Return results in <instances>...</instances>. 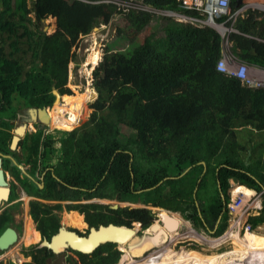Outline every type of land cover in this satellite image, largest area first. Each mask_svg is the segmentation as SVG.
Returning a JSON list of instances; mask_svg holds the SVG:
<instances>
[{
    "label": "trees",
    "instance_id": "trees-1",
    "mask_svg": "<svg viewBox=\"0 0 264 264\" xmlns=\"http://www.w3.org/2000/svg\"><path fill=\"white\" fill-rule=\"evenodd\" d=\"M139 1L159 11L200 16L180 8L176 0ZM236 4L230 0L232 12L241 7ZM114 14H121L123 22L115 26V35L92 73L99 94L92 104V125L70 132L54 130L59 138L42 133L47 128L33 136L30 149L23 146L24 164L31 165L29 178L17 167L21 161H15L16 152L8 148L17 111L48 105L50 128H75L69 125L79 117L76 106L82 104L81 98L64 91L52 105V84L60 93L77 38L110 23ZM49 16L56 21L51 35L40 29ZM231 27L235 30L227 35L231 54L242 63L264 68V12L245 11ZM220 56L221 37L214 29L144 10L123 11L100 0H31L30 6L27 0H0V153L12 157L4 170L11 167L19 189L28 196L56 202L100 198L150 204L178 212L197 230L209 228L221 234L227 226L223 201L228 200L230 180L256 192L264 189V141H249V148L237 141L238 128L264 132V89L248 88L218 72ZM63 111L69 112V119ZM121 126L130 130L127 136ZM256 147L260 150L252 157ZM207 183L212 191L204 204L198 195ZM64 208L80 213L94 228L129 227L132 222L147 228L153 220L151 211L142 208L113 210L92 204ZM54 210L61 212L63 206L37 199L30 203L29 216L43 241L59 232L60 218ZM76 212L71 214L73 225L81 227ZM247 222L251 228L264 223V192L260 211ZM106 243L91 259L77 254L84 263L107 264L103 252L111 244ZM28 256H32L28 264H44L53 253L41 247Z\"/></svg>",
    "mask_w": 264,
    "mask_h": 264
},
{
    "label": "rangeland",
    "instance_id": "rangeland-1",
    "mask_svg": "<svg viewBox=\"0 0 264 264\" xmlns=\"http://www.w3.org/2000/svg\"><path fill=\"white\" fill-rule=\"evenodd\" d=\"M100 1L106 2V3L111 2V3L115 4L118 8L122 9L123 11H125L129 7H132V8H136L139 10H144V11L150 12L152 15L161 17L163 19L170 18V19H173L175 21H179V22H183V23H189V24H191L195 27H198V28H204V27L212 28L221 37V53L224 52L225 55H228L227 58L231 57L236 62H241L234 55H232L230 52L229 44L227 41V35L228 34L226 33L224 36H222L223 33L219 30H216L215 27H213L210 24L209 25H203L199 22H197V23L194 21L189 22L186 18L182 17L178 13H173L170 11H168V12L159 11V10H156V9L151 8L149 6H145V5L140 4V1L138 2V0H100ZM256 2L258 3V5H256L257 4ZM27 4H28V6H30L31 0H27ZM248 10H250V11L258 10L260 12H264V0H244L243 6H242V13H244L245 11H248ZM30 15L32 17V14H30ZM198 19L204 20L203 22H205L207 19V16L206 15H200L198 17ZM122 22H123V20L121 19V14H114L110 20V23H108L106 25L101 24L97 27H94L88 34L80 35L77 38V40L75 41V43L73 44V46L70 50L69 62H68V67H67L68 68L67 83L60 90V96H62V93L64 91H66L70 95L73 92V93L77 94L79 97L78 90H80L82 88V85L79 82L80 78H79V76H77L79 73H76V75L73 78L74 82L72 81V74H73V72H75L74 70L78 66H82V71L84 74V79L86 81V84L94 86L92 73H93L94 68L97 65H95L93 68H91V66H84L85 62L87 61L88 54L95 50L100 56L99 57V61H100L105 46H107L112 41L113 36L115 35V26L121 25ZM215 22H219V20L215 19ZM226 27L228 29H230V24L228 23L226 25ZM40 29L47 35L53 34L56 31L55 18L49 16L46 19L42 20L40 23ZM99 61H98V63H99ZM235 64H236L235 62H233L231 60L229 61V65L235 66ZM247 66H248V72L247 73H248V76L250 77V79L254 80L256 82V84H260L259 86H264V68L258 67L255 65H251V66L247 65ZM80 73L82 75V72H80ZM261 88L264 89V87H261ZM96 92H97V90H96ZM98 97H99V94H98ZM79 98H81V97H79ZM96 100H93L92 103L90 105H87V106L84 105L83 103L80 104L81 107H83L82 114H87V117H86V119H84V117L81 119V114H79V112H78L80 124H78V125L75 123L70 124L69 127H73L74 125H76V127L71 129V130H63V129H58V128L52 129V128H50L52 122H51V124L49 123L47 127H44V126L40 127L39 125H36V123H33L35 125L34 128H30L29 131L24 135V137H25L24 140L27 139V142L25 143V145L30 146V144H31L30 141L34 140L33 136L37 137V135L40 134L44 128H47V130L43 131L42 133H49V134H51V133L58 134V133H55L54 130L70 132L76 128H78L80 130L81 129H88L93 123L92 122V120H93L92 114L94 113V108L92 107V104L95 103ZM60 102H61V100H60ZM22 123L23 122L21 121V113L19 110V111H17L16 118L13 120L12 126L9 129V132L13 135L14 130L19 126H22L23 125ZM28 125L29 124H27V126H26L27 130H28ZM120 129H121L122 134L125 136H127L130 132V130L126 129L123 126H121ZM237 130H238L237 141L240 145L242 144L246 148H249L250 146H252V144H255L256 142H260L261 140L264 141V132H257L255 130H253V132H252V131H250L249 127L238 128ZM53 136H54V138H59V134L53 135ZM249 141L252 142V144L250 143V145H249L248 144ZM257 149H258V147H256L255 150H253V151H255V153L252 155V157H254V155L260 150V149H258V150ZM21 150L22 151H21V153H19V155H17V153H16L15 159L17 161H21V163L22 162L24 163V161L26 160V152H25V149L21 148ZM15 152H19L18 148L16 149ZM240 153H245V152L241 151ZM21 163L17 162V165H21L23 167L24 171L27 173V171H26L27 166L24 164H21ZM11 171H12L11 167L8 166L7 179H8L9 183L10 182L12 183V185H13L12 188L14 187L13 198L16 200L13 202L14 206L10 207V210H9V207L7 208L8 210L7 209L5 211L0 210V232L3 230L4 226H7L8 224H9V226L13 225V221H14L18 225V227L16 226V228H17L19 237H18L17 242L14 245L10 246L7 250L0 251V264H28V263L32 262V256H28V255H32V253L36 252V250L38 248L43 247L44 241L41 240L40 233L36 229V223L30 218L29 213H28L29 208H30V203L35 199L34 198L30 199V197L27 194H25V192L23 190L19 189V186H18L19 182L14 177V175ZM20 178L22 179V177H20ZM163 180H166V179L164 178ZM209 180H210V177H209ZM161 181L159 183H162ZM234 183L235 182L230 183L229 188L227 189L228 190V200L225 202L227 205L230 204L233 207V210L229 211L228 207H226V204H225L224 210H226V212H227V226L221 234L216 235L215 230H213V229L211 230L209 228H208V230H199V229L197 230L196 228H194L190 224L189 221H186L185 219L180 218V217H179L180 223L178 224V229L175 231H171L173 225L171 223H169L168 221H166L165 219H163L162 217H160L161 221L164 222V220H165V222H166L165 227L170 233H172L173 236H171V234H169L168 231L163 229V226H161L162 224L160 222H158L159 215L161 216L163 213L162 211H160V209L156 208L160 212V213H158V211L154 210V208H152V206L150 204L149 205L151 207L138 205L135 208H138V207L139 208H145V209L151 208L150 210H151V213L154 214L153 215L154 219L152 221V225L150 224L151 225L150 227L157 224L159 229H160V230H158V233L160 232V233H162V235H165L164 240L160 241L158 244H152L151 246H149L148 248L143 250L141 253H131V250H129V245H131V243L133 241L140 240L142 237L145 238V237H151L152 235H154V233L150 234L149 230H147V229H145V232H147V233H144V230L143 231L140 230L141 228L139 229L138 228L139 226H137V224H136L138 231L135 232V235L131 236L129 234L130 237H127L126 240L122 242V244H117V243L114 244L112 242H108L111 245H106V250L103 252V255H105V257L107 259L103 263L127 264L129 258L132 260H135L136 262H140V260H142V258H145L146 256H148V257L149 256H152V257L155 256L157 253L162 251L161 249H168V250H172L174 252H178L180 250H183L186 252H192L200 258H207V257L211 256L212 254L223 253V251L225 253L227 251L242 249L241 245H239V243H237L231 235H237L238 237L240 236L241 238H243L244 234L246 232H249V233H252L253 235H255L256 237L264 239V223L258 225L255 228H251V225L247 222L248 218L256 215V212H257L256 210H257L258 204H260V206H261V194L264 192V189L262 192L254 191L255 192L254 193V192H251L253 190L248 188L249 189L248 193H246V194L244 192L242 193L244 195H241V200H242L241 201L240 199H238L236 197L237 193L233 192L235 187L238 186L237 183H235V184ZM207 185H208V183H207ZM195 191L196 190H194V192ZM211 191H212V187H209V185L206 186L205 189H203L198 195L199 197H201L200 202H202L204 204L209 202L208 197L210 196L209 192H211ZM46 202L47 201H45L44 204H48L49 206L60 204V202H56V201H49L47 203ZM81 202H82V204L89 202V203H92V205H99V206H106V207H109V206H112L113 204L118 203V202H116V200H105V199H100V198H90L89 200H83ZM68 204L69 203H67V202L61 203V205L63 207L68 205ZM120 207L121 206L118 205V208H120ZM122 208H125V207H122ZM100 211H104L107 214V211L104 209L100 210ZM53 212L57 216H59V218H60V221H59L60 229H59V232L54 236V239L52 237L53 240H50V241L53 242L55 240V238L59 237L60 235H62L64 233H68L69 229H73V228H76L78 230L85 229V226H86L85 223L83 224V227L82 226L78 227V226L73 225L71 214L73 212H76V211H69V210H66L65 208H63V210H61V212H59L58 210H54ZM91 212H92V210H91ZM76 213L80 215V213H78V212H76ZM166 213L169 216L172 215V213H169V212H166ZM175 215L177 217L179 216L178 214H175ZM80 216H82V215H80ZM82 219L83 218H81V221H82ZM109 225H111V224H109ZM109 225H107L106 227H108ZM136 226L132 227L131 229L127 228V227L126 228L129 229V231H133L136 228ZM246 226L250 227L249 231L245 230ZM100 227H105V226L99 225L96 228L93 227V228H91L90 232L91 231H98L100 229ZM236 229H239V230H236ZM234 230H236V231H234ZM33 231L38 232L39 242L37 239L31 240L30 237L28 236V233H32ZM192 233H195V234H192ZM72 234H74V232ZM34 236L36 237V235H34ZM192 236H195L196 238H192ZM205 239H207V240H205ZM29 240H31V243ZM27 243L30 245H26ZM71 243H72V241L66 242L63 250L60 253H54L51 249V251L53 253V257L46 259L44 264H90V261H88L89 263H84L81 261V257L79 256V254H77L78 250H76V248H74L73 245H70ZM105 244H107V243L105 242V243L100 244L99 246H97V249L101 245L104 246ZM123 245H124V247L122 250L120 247H122ZM97 249H94L92 252H89V250H83L82 253L87 254L89 256L88 258L91 259V258H93L92 254ZM111 252H117V253L119 252V253L116 255L110 256ZM126 255H127V257H125ZM258 256H259L258 253L252 254L250 259H249V262L252 261L253 262L252 264H259V263H257L260 260V259L257 260Z\"/></svg>",
    "mask_w": 264,
    "mask_h": 264
},
{
    "label": "bare ground",
    "instance_id": "bare-ground-1",
    "mask_svg": "<svg viewBox=\"0 0 264 264\" xmlns=\"http://www.w3.org/2000/svg\"><path fill=\"white\" fill-rule=\"evenodd\" d=\"M256 5H258V3ZM99 57H100L99 54L95 50L90 52L88 54V58L84 64V66H91V68H93L95 65H97V63L99 61ZM47 113H48V117H49L48 124L49 123L51 124V118L52 117L49 115L48 111H47ZM30 128H34L33 123H30L28 125V131ZM234 192L235 193L236 192L237 193H243L244 192L246 194L249 192V189L246 188L245 186L239 185V186H237V188ZM154 210L158 211L156 208H154ZM160 211H162L163 213L161 216L159 215V218L162 217L163 219H165L166 221H168L172 225L174 224V222L180 223L179 222L180 219L175 215L176 213L175 214L172 213V215L169 216L165 210L160 209ZM158 213H160V212L158 211ZM165 220H164V222L162 221L161 226H163L164 230L168 231L165 227V225H166ZM154 226L155 227H153L152 229L149 230V233L150 234L154 233V235H152L151 237H145V238L142 237L140 240L133 241L131 243V245L133 244L132 246L129 245V250H131V253H141L143 250H145L146 248H148L152 244H158L160 241L164 240L165 235H162V233H160V232L158 233V230H160L158 225L156 224ZM172 229H174V226H172ZM137 230H138L137 226L133 231H129V233L126 231L117 232L114 230H107V231L102 230L98 233V235L96 237H95V234L93 233L91 236L92 239H90L88 241H86V240L79 241L78 240V242H77L76 238H74L72 236H71L72 237L71 238L67 234H64V235L62 234L59 237L55 238V240L51 244V247L54 249L55 252L62 251V249L65 246V240H67V238L69 237L70 241H72L71 244L74 247L78 246V248L80 247L81 249H88L91 247V243H94V242L101 240V239H104V238H112V239L115 238V239H118V241H120V242L125 241L127 237H130V235L131 236L135 235V232H137ZM236 230H239V229H236ZM236 230H234V231H236ZM171 231H175V230H171ZM168 233L171 234V236H173L172 233H170L169 231H168ZM192 234H195V233H192ZM231 236L235 239V241L237 243H239V245H241L242 249L227 251L225 253L223 251V253L212 254L211 256H209L207 258H200L192 252H186L183 250H180L178 252H174V251L168 250V249H161L162 251L157 253L155 256H153V257L152 256H149V257L146 256L145 258H142V260H140V262H136L135 260H132L129 258L127 264H252L253 262L252 261L249 262V259H250L251 255L254 253H256V254L258 253V255H259L257 260H259V259L260 260L257 263L264 264V239L263 238L256 237L255 235H253L252 233H249V232H246L244 234L243 238H241L240 236L238 237L237 235H231ZM192 238H196V237L192 236ZM205 240H207V239H205ZM123 247H124V245L120 248L123 250ZM125 257H127V255Z\"/></svg>",
    "mask_w": 264,
    "mask_h": 264
},
{
    "label": "water",
    "instance_id": "water-1",
    "mask_svg": "<svg viewBox=\"0 0 264 264\" xmlns=\"http://www.w3.org/2000/svg\"><path fill=\"white\" fill-rule=\"evenodd\" d=\"M13 2H14V0H12V3ZM242 4H243L242 0H237V4H236L237 7L239 5H242ZM74 71L75 72H73V74H72V81L74 82L73 78L76 75V73H79L77 76H79V78H80L79 82L82 85V88L80 90H78L79 97L82 98L81 101H82V103L84 105H86V106L90 105L93 100L97 99L98 93L96 92V89L92 85L86 84V81L84 79V74H83V71H82V66L76 67V69ZM80 72H82V75H81ZM52 94L54 96V101L51 104L54 105V104H57L59 102V98H60V93L55 88V82L52 84ZM51 104H49V105H51ZM47 106L48 105L43 106L41 108H33V107L27 108L25 110V113L29 117L25 121V123H27V124L36 123V125H41V126L47 127L48 126V121H49V117H48V113H47ZM76 109L78 110L79 114H82L83 107H81L80 104H78L76 106ZM62 114H63L64 118H67V119L70 118L69 112L63 111ZM75 123L77 125L80 124L79 117L76 118ZM27 132H28V130H27V127H26L25 124H23L22 126L17 127L14 130V134L12 135L11 142H10V147H9L11 151L16 150L19 141L22 139V137ZM17 167L22 172H24V169H23V167L21 165H17ZM189 169L190 168L186 169L183 172V174H185ZM5 175L6 174H4V172H3L2 168H1V157H0V205H1L2 202L8 201L9 194H10V189L8 188V183L6 181ZM165 179H169V178H165ZM159 184L160 183H158L157 185H159ZM39 188H42L41 184H39ZM109 208L113 209V210H116L118 208V203L113 204L112 206H109ZM161 210H163V209H161ZM165 211L170 213V211H167V210H165ZM178 224H179L178 222L177 223L174 222V224H173L174 229H172V230H177L178 229ZM153 227H155V226L153 225L152 227L149 228V230L152 229ZM102 230H104V231L114 230V231H117V232H120V231L128 232L129 231V229H127L126 227H123V226L109 225L108 227H100V229L98 231H92L91 234L88 237H77L74 234L69 233V232L68 233H64V234H67L70 237L72 236V237L76 238L77 242H78V240L79 241H82V240L88 241V240L92 239L91 236H92L93 233L95 234V237H96L98 235V233L100 231H102ZM53 239H54V237H53ZM53 239H51V240H53ZM17 240H18V237H17L16 231L13 228H11V227L6 228L0 234V251L7 250L10 246L14 245L17 242ZM69 241H70V238L68 237L67 240H65V243L69 242ZM105 242H113V243L122 244L123 241L120 242V241H118V239H115V238H113V239L112 238H104V239L98 240V241H96L94 243H91V247L88 248V249H81L80 247L78 248V246L77 247L73 246V247L76 248V250H78V252H80V253H82L83 250H89V252H92L94 249H96L97 246H99L100 244L105 243ZM51 243H52V241H49V242L44 241L43 246L48 248V249H50V250L52 249V251L54 253H60L61 251H59V252H55L54 251V249L51 247ZM70 245H72V244H70Z\"/></svg>",
    "mask_w": 264,
    "mask_h": 264
},
{
    "label": "built area",
    "instance_id": "built-area-1",
    "mask_svg": "<svg viewBox=\"0 0 264 264\" xmlns=\"http://www.w3.org/2000/svg\"><path fill=\"white\" fill-rule=\"evenodd\" d=\"M176 1L180 8L196 11L200 15H206L207 19L205 22H203L204 20H200L198 19V17H188L181 15L182 17L186 18L189 22L192 21L196 23L199 22L203 25L210 24L213 27H215L216 30L221 31L223 33L222 36H224L226 33L228 34L229 32H235V30L231 28V25L234 23L237 16L242 14L243 5H241V7H238L236 11L232 12L230 8V0H176ZM221 18H224V20L221 21L220 20ZM215 19H218L219 22H215ZM228 23L230 24V29L226 27ZM227 56L228 55H225L224 52L221 53V56L216 63V70L218 72L223 73L230 77H235L239 79L242 83H244L246 86L251 88L264 87V86H259L260 84H256L254 80L250 79L247 73L248 72L247 64L242 62H236L233 58L231 57L227 58ZM230 60L236 63L235 66L229 65ZM236 188L237 187H235L233 192L236 190ZM241 195L244 194L237 193L236 197L241 200ZM226 207H228L229 211L233 210V207L230 204L228 205L226 204ZM260 208L261 206L260 204H258L256 215L260 211ZM249 229H250L249 226L245 227L246 231H249Z\"/></svg>",
    "mask_w": 264,
    "mask_h": 264
},
{
    "label": "flooded vegetation",
    "instance_id": "flooded-vegetation-1",
    "mask_svg": "<svg viewBox=\"0 0 264 264\" xmlns=\"http://www.w3.org/2000/svg\"><path fill=\"white\" fill-rule=\"evenodd\" d=\"M43 106H46V105H42V106H39V107H35V106H29V107H33V108H41V107H43ZM29 107H25V108H20L19 110H20V113H21V121L23 122L22 124H25L26 126H27V123H25V121L28 119V115L25 113V110L27 109V108H29ZM35 126V125H34ZM40 127H42L41 125H39ZM25 139V137L23 136L22 137V139L19 141V143H18V145H17V148H18V150H19V152H16L17 153V155H19V153H21V148L23 149V146H26V148H28V149H30V147H31V144H32V140L30 141L31 142V144H30V146L29 145H25V143L27 142V139L26 140H24ZM11 142V141H10ZM22 142L24 143V145H22ZM9 147H10V143H9ZM8 147V148H9ZM39 147V146H38ZM16 148V149H17ZM10 149V148H9ZM11 151V150H10ZM16 150H14V151H12V152H15ZM25 152H27V151H25ZM0 157H1V168H2V170H3V172H4V174H6L5 175V177H6V181H7V183H8V188L10 189V194H9V199H8V201H6V202H2L1 203V205H0V210L1 211H5L8 207H9V210H10V207H12V206H14V201L16 200V199H12L11 197H12V194H13V188H12V183L10 182H8V179H7V171H5L4 170V165H6V164H8V162H7V160L8 159H12V157L10 156V155H7V154H2V153H0ZM15 159V158H14ZM15 161H16V159H15ZM24 164V163H23ZM24 165H26L27 166V173L24 171L23 173L24 174H28V177L30 178V172L29 171H31V165L29 164V163H26V164H24ZM227 195H228V190H227ZM30 197V199L31 198H34V199H37L38 201H40L41 203H44L45 201H47V200H42V199H39V198H35V197H32V196H29ZM28 197V198H29ZM221 197H222V200H223V196H222V194H221ZM90 199V198H89ZM89 199H81V200H79V201H58V202H60V204L61 203H63V202H67V203H69V204H82V202L81 201H83V200H89ZM47 202H49V201H47ZM46 202V203H47ZM116 202H118V205H120L121 207L120 208H122V207H125V208H128L129 210H132V209H138V208H135V207H137L138 205H143V206H150V205H144V204H141V203H132V202H120V201H116ZM224 203H223V205L225 206V201H223ZM83 204H87V205H91L92 203H89V202H87V203H83ZM151 207V206H150ZM64 208V207H63ZM152 208H155V207H153L152 206ZM12 209V208H11ZM110 209V208H109ZM118 209V208H117ZM142 209H145V208H142ZM146 209H148L149 211H151L150 209L151 208H146ZM8 210V209H7ZM81 215V214H80ZM154 215V214H153ZM179 216H178V218L180 217V218H182V216L180 215V214H178ZM81 218H83L82 219V221H81V224H82V227H83V224L85 223L86 224V226H85V229H83V230H78V229H76V228H73V229H69V233H73L74 232V235L75 236H77V237H86L89 233L91 234V232H90V230H91V228H93V227H89V225L85 222V220H84V217H83V215L81 216ZM179 218V219H180ZM153 219H154V217H153ZM153 221V220H152ZM158 222H160L161 224H162V221L160 220V218L158 217ZM136 224H137V226H139L138 228L140 229V230H144V233H147V232H145V229H147V230H149V227L152 225V222H151V225H149L147 228H143L142 227V225L139 223V222H132L131 224H130V226L129 227H127V228H132V227H135L136 226ZM14 225V226H13ZM13 225H10L9 226V224L7 225V226H4V228H3V230L0 232V234L6 229V228H8V227H11V228H13L15 231H16V233H17V237H19L18 236V231H17V228H16V226L18 227V225L13 221ZM146 230V231H147ZM207 230V229H206ZM138 231V230H137ZM89 234V235H90ZM88 235V236H89ZM87 236V237H88ZM42 240V239H41ZM113 243V242H112ZM115 244V243H114ZM118 244V243H117ZM44 247V246H43ZM97 248V247H96ZM119 253V252H118Z\"/></svg>",
    "mask_w": 264,
    "mask_h": 264
},
{
    "label": "crops",
    "instance_id": "crops-1",
    "mask_svg": "<svg viewBox=\"0 0 264 264\" xmlns=\"http://www.w3.org/2000/svg\"><path fill=\"white\" fill-rule=\"evenodd\" d=\"M242 2L244 3V0H242ZM243 5V4H242ZM167 12V11H166ZM225 75V74H224ZM228 77H230V76H228ZM240 81V80H239ZM240 83L242 84V85H244V86H246L245 84H243L241 81H240ZM246 87H248V86H246ZM248 88H251V87H248ZM251 89H260V88H251ZM263 89V88H262ZM199 182V181H198ZM230 183H233V181L232 180H230ZM235 184V183H234ZM42 185V184H41ZM238 186H239V184H238ZM237 187V186H236ZM196 205H197V203H196ZM155 208H157V209H162V208H158V207H155ZM163 210H165V209H163ZM168 211V210H167ZM170 213H176V214H179L178 212H172V211H170ZM208 230V229H207ZM34 235H36V237L34 236ZM28 236L30 237V239L31 240H33V239H37L38 240V242H39V234L36 232V231H34L33 232V234L32 235H30V233H28ZM31 240H29L30 241V243H31ZM26 245H30V244H26Z\"/></svg>",
    "mask_w": 264,
    "mask_h": 264
}]
</instances>
